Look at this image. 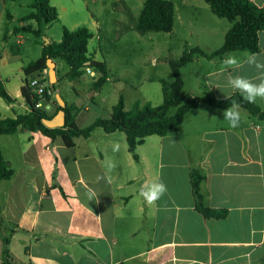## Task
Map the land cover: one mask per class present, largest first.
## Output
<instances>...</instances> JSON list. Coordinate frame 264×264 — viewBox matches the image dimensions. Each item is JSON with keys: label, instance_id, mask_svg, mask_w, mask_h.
<instances>
[{"label": "crops", "instance_id": "0c3cea01", "mask_svg": "<svg viewBox=\"0 0 264 264\" xmlns=\"http://www.w3.org/2000/svg\"><path fill=\"white\" fill-rule=\"evenodd\" d=\"M106 1L49 3L63 22L67 14L108 11ZM116 1L125 7L126 0H113V4ZM182 1L186 6L191 0ZM30 3L0 0V75L14 99L8 104L0 97L2 118H16L29 111L22 94L24 68L41 58L42 46L35 39L32 47H26V33L13 31L26 26L36 28L35 21H22L28 15L22 13ZM256 4L264 5V0H256ZM116 7L113 6L114 11ZM189 14L200 13L194 9ZM50 25L45 26V35L55 42L48 35ZM93 26L99 30L95 16ZM81 27L86 26L68 29L75 31ZM231 27L232 23L230 27L223 26L220 32L209 27L206 32L209 38L217 37L224 43ZM88 29L92 33L90 44L96 33ZM222 45L215 49L201 45L195 48L211 55ZM259 48L258 53L264 56V31L259 34ZM248 53L228 54L240 58ZM225 56L209 59L197 54L182 68L183 91L188 85L189 100L202 94L217 99L236 94L225 86L226 77L218 75L224 71ZM59 61H55L57 84L68 81L65 75L69 71L68 66L60 76ZM103 64L109 73L107 64ZM47 74L48 70L41 75L46 78ZM254 74L247 66L233 72ZM56 93L54 86L53 97L42 105L53 117ZM59 95L67 106L82 98L75 90L67 96ZM121 97L125 109L130 110L126 95L119 96L103 114L96 112L94 106L85 107L83 101L74 112L77 125L85 128L97 119L110 118ZM154 100L137 99L134 104L140 101L159 106L162 93ZM256 104L263 108L264 100L258 99ZM239 110L240 124L231 128L221 115L222 109L199 105L186 114L176 131L163 137H147L137 149L139 161L129 152L127 136L120 131L107 133L97 128L89 138H76L72 148L62 138L53 141L41 132L19 130L0 136V150L15 172L10 181L0 180L2 215L16 230H6V234L11 233V264H246L242 257L248 252L253 253L252 264H264V120L241 107ZM115 142L121 145L118 153L112 151ZM109 157L117 165L112 170L105 167ZM195 170L204 176L201 194L205 206L227 211L226 218H207L198 209L191 179ZM157 178L167 185L168 191L149 206L139 196V190L148 180ZM90 192L95 193L91 200ZM3 252L0 231V264H4Z\"/></svg>", "mask_w": 264, "mask_h": 264}, {"label": "trees", "instance_id": "16d2710c", "mask_svg": "<svg viewBox=\"0 0 264 264\" xmlns=\"http://www.w3.org/2000/svg\"><path fill=\"white\" fill-rule=\"evenodd\" d=\"M212 13L220 19H226L232 23V27L225 35L224 43L221 48L211 55L205 54L199 48H194L186 52L179 60H171L170 65L174 80L167 82L161 80L163 102L159 106L152 105L151 102L142 104L135 102L132 109H125L124 97H121L116 105L113 106L111 116L108 119H97L91 125L80 128L75 121V111L79 108L76 104L66 107V123L63 127L48 128L44 125V119H51L42 107L37 104L48 103L53 97V87L49 76L44 80L47 84L46 92L38 96L29 86L31 79L36 74H41L48 70L47 61L52 59L64 61L69 66V71L65 78L69 82L80 81L86 74L87 69H91L100 77L93 83V89H100L109 77L108 69L105 64L95 62L89 54V41L92 33L86 27H81L71 31L63 27L61 41H47L45 26L59 23V15L56 8L52 7L49 0H31L29 8L32 13L25 16L22 21H35L36 28L26 26L14 29V33H31L35 36L36 42L42 46V56L37 61L30 62L25 68V84L22 88L23 98L29 111L18 115L16 118H2L0 113V136L12 135L19 130L29 132H41L53 139L62 138L66 146H75L74 140L79 137L89 138L97 128H102L107 133L124 132L127 136L129 152L136 161H139L137 149L149 136H166L176 131L182 124L186 114L196 109L201 104H208L218 109H226L233 103L247 110L252 116L264 120V107L256 103H247L243 97L236 93L226 99H217L210 94H202L184 102L183 89L184 80L181 70L191 63L194 56L200 54L209 59L224 57L226 54L235 51H247L249 53L259 52V34L264 31V7H256L251 0H204ZM133 28L144 35L149 32L171 33L175 23V5L169 0H145L143 9L138 20L132 18ZM6 36H4V39ZM2 53L0 52V60ZM0 97L8 104H12L14 99L8 93L5 82L0 75ZM56 112L60 110L57 100H55ZM176 108L177 112L169 116V112ZM15 172L5 160L0 150V180L10 181ZM193 192L197 201L198 209L207 218L224 219L227 217L225 210H213L205 206L204 197L201 194V183L204 176L199 171H194L191 175ZM2 229L4 231H2ZM13 233L16 230L5 221L2 215L0 204V231L4 241L3 263L11 264L12 254L10 251L11 233L6 234V230Z\"/></svg>", "mask_w": 264, "mask_h": 264}, {"label": "rangeland", "instance_id": "374dc122", "mask_svg": "<svg viewBox=\"0 0 264 264\" xmlns=\"http://www.w3.org/2000/svg\"><path fill=\"white\" fill-rule=\"evenodd\" d=\"M144 1L126 0V5L123 7L122 3L116 1L113 4V0H107L104 6L108 11H97L95 14H67L63 22L50 25L48 35L55 42L61 40L63 27L92 28L96 34L89 44V53L96 61L107 64L111 78L102 88L95 91L93 83L100 76L96 74L95 77H91L87 73L80 81L56 83V94L67 96L75 90L82 97L76 100L75 104L83 100L85 107L94 106L96 112L100 114H103L121 95H126L129 109L133 107L137 99L155 101L158 94L162 93L160 81L172 82L174 80L171 60L181 59L186 52H190L197 45L215 49L223 44V40L217 37L209 38L206 30L214 27L217 32H220L223 26H231L228 20L215 16L209 4L204 0H191L186 6L182 0H169L175 5L173 31L171 33L149 32L142 35L130 27L132 18L138 20L140 17ZM191 4H193L192 8L189 7ZM113 6H118L119 9L116 7L114 11ZM194 9L200 14L191 16L189 12ZM32 12V9L26 8L22 14ZM92 16H95L99 23V30L93 26ZM15 25L18 26L19 23L16 22ZM23 35L27 41L26 47H32L35 36L27 33ZM67 70L68 65L59 61L60 76ZM187 72L184 71L185 76H188ZM189 93L187 85L182 93L185 98L184 102L189 100V95H191ZM105 99L106 102H104ZM176 112V108L172 109L169 116L175 115Z\"/></svg>", "mask_w": 264, "mask_h": 264}, {"label": "clouds", "instance_id": "9594fccd", "mask_svg": "<svg viewBox=\"0 0 264 264\" xmlns=\"http://www.w3.org/2000/svg\"><path fill=\"white\" fill-rule=\"evenodd\" d=\"M256 7H264V5L256 4V0H252ZM224 71L218 75L226 77V87L230 88L233 92L239 93L244 101L247 103H256L258 99L264 100V56L260 53H248L243 57L238 58L235 55L227 54L222 60ZM247 66L254 70V75H233V72ZM216 75V74H213ZM213 88L218 89L219 85H213ZM227 100V97H224ZM224 120L229 122L231 128H237L241 121V112L239 105L233 103L230 107L224 109L221 113ZM215 117V116H214ZM217 118V117H216ZM121 145L118 142L113 143V153H118ZM116 162L113 158L109 157L105 160V167L112 170L116 167ZM167 185L157 178L156 180H148L139 190V196L146 202L147 205H154L167 193ZM95 193H89L91 200ZM252 252L244 253L243 257L246 264H252Z\"/></svg>", "mask_w": 264, "mask_h": 264}, {"label": "water", "instance_id": "95a60500", "mask_svg": "<svg viewBox=\"0 0 264 264\" xmlns=\"http://www.w3.org/2000/svg\"><path fill=\"white\" fill-rule=\"evenodd\" d=\"M47 67H48V76L50 79L51 84H56L57 82V74H56V63L52 59H48L47 61ZM56 100L58 102V105L60 106V110L58 113L51 119H44L43 123L48 128H59L63 127L66 123V103L61 98L59 94L56 95ZM83 100H79V102L76 104L78 108L82 107Z\"/></svg>", "mask_w": 264, "mask_h": 264}, {"label": "built area", "instance_id": "2783aa9c", "mask_svg": "<svg viewBox=\"0 0 264 264\" xmlns=\"http://www.w3.org/2000/svg\"><path fill=\"white\" fill-rule=\"evenodd\" d=\"M45 73H47V70H44ZM87 73L90 74V76H95V72L91 69H87ZM42 74V73H41ZM41 74H38L36 77L30 80L29 86L33 90L35 94L38 96L43 95L47 90V84L44 82L45 77ZM37 107H42V104H37Z\"/></svg>", "mask_w": 264, "mask_h": 264}]
</instances>
